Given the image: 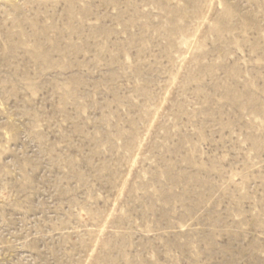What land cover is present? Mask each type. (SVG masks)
Returning <instances> with one entry per match:
<instances>
[{
  "label": "rangeland",
  "instance_id": "rangeland-1",
  "mask_svg": "<svg viewBox=\"0 0 264 264\" xmlns=\"http://www.w3.org/2000/svg\"><path fill=\"white\" fill-rule=\"evenodd\" d=\"M0 264H264V0H0Z\"/></svg>",
  "mask_w": 264,
  "mask_h": 264
}]
</instances>
